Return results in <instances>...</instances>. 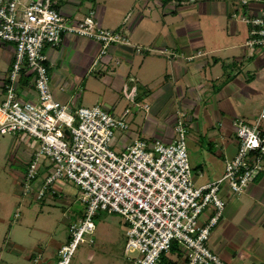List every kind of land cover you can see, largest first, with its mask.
Here are the masks:
<instances>
[{"label": "built area", "instance_id": "built-area-1", "mask_svg": "<svg viewBox=\"0 0 264 264\" xmlns=\"http://www.w3.org/2000/svg\"><path fill=\"white\" fill-rule=\"evenodd\" d=\"M241 5V21L249 28L246 48L264 50V0H241ZM67 36L101 45L91 71L111 46L129 43L127 34L104 28L94 10L79 21L68 22L53 0H0V44L14 46V63L0 105V135L24 134L39 141L27 164L25 193L40 176L41 159H50L53 167L37 192L38 200L47 193L54 195L58 181L68 180L81 189L83 217L70 225L57 264H72L81 244H95V218L102 211L120 215L129 224L125 249L138 253L136 264H157L177 245L184 264H227L208 243L227 205L222 188L239 195L264 173V114L250 123L236 122L235 157L226 160L222 178L197 187L187 149L188 127L182 119L175 128L177 139L169 144L136 139L115 152L116 132L129 130L125 120L129 109L117 116L102 105L73 110L55 99L45 48L59 46ZM24 67L34 74L36 101L20 99L17 84ZM124 96L136 103L133 90L125 88Z\"/></svg>", "mask_w": 264, "mask_h": 264}, {"label": "crops", "instance_id": "crops-1", "mask_svg": "<svg viewBox=\"0 0 264 264\" xmlns=\"http://www.w3.org/2000/svg\"><path fill=\"white\" fill-rule=\"evenodd\" d=\"M82 1L65 0L62 5L71 16V22L79 21L90 11L95 10L97 20L104 28L121 31L129 24L127 27L131 30L129 33L141 30L144 14L139 13L136 16H140L132 20L133 14L128 13L129 7L116 9L113 6L114 3L122 6L131 0H87L89 3L84 7ZM90 1L94 2L95 7L90 5ZM98 1L100 6L97 7ZM53 2L58 9L63 1ZM141 5L146 7L144 3ZM160 5L166 9L163 29L176 25L178 18L175 14L178 9H168V4ZM198 8L200 11V4ZM169 14L171 16L168 17ZM203 14L207 18V21L203 22V27L201 24L195 26L190 23L185 26L191 29L192 33L193 27H200L208 35L209 27L206 24L213 17L209 21L213 29L210 30L211 37L208 43L198 34L189 37L186 29H183L186 32L183 33L182 29L176 26L179 35L177 38L167 35L159 42L158 47L150 46L153 51L151 48L145 51L141 47L145 38L132 39L129 33H125L129 43L111 46L103 57L104 60L102 59V65L94 71H91L92 65L101 51V45L94 40L67 36L59 46L45 48L49 58L47 66L51 91L56 100L69 105L73 110L102 105L114 115L122 116L129 108L128 103H132L125 98L124 89L134 91L135 102L142 92L141 96L145 94L150 101L151 109L144 118L146 121L140 126L141 136L155 137L169 144L173 139L175 121V115L170 114L172 105L175 104V100L186 105L191 112L189 121L194 132L190 135L193 140H198L196 145L205 154L197 163L195 184L199 183L200 186L222 178L226 160L235 157L239 145L236 122L244 120L250 123L264 114V50L247 49L245 42L239 43L240 35H237L234 25L231 35L225 25H219L217 17L229 14L227 4L205 2ZM167 19L170 20V24ZM245 39L247 40L246 36ZM176 40H180L179 44ZM229 40L234 41L232 46L229 45ZM137 47H141L142 51L138 52ZM200 49H205L211 54V62L202 59L198 63H195L196 59L190 62L184 60L186 54H189L188 58H192L193 52ZM236 49L239 50L232 53ZM162 51H171L175 60L165 58ZM222 51L227 52L224 59L229 60L228 67L221 62ZM217 54L220 57L217 58ZM13 63L14 46L0 44V105L5 100V85L9 82ZM33 78L34 74L24 67L17 90L19 96L24 94L28 100L36 101ZM135 138L136 134L133 132L128 135L119 134L117 145L124 149ZM204 139L208 140V145L212 144L210 148L215 145L214 147L219 149L216 155L203 146ZM34 149L35 147L27 150L29 157L24 162L26 166ZM49 170L41 167V185ZM53 189L56 193L54 195L49 193L53 197L59 195L63 197L64 194L76 195L60 181L54 184ZM221 194L227 205L218 226L211 233V240L208 243L210 249L227 264H264V173L259 174L242 194H233L227 187L222 188ZM83 212H80L82 216ZM210 213L209 210L203 215L200 218L201 222H205ZM53 243L57 254L63 244ZM33 259L37 264L44 260L42 256ZM178 261L184 264L183 257Z\"/></svg>", "mask_w": 264, "mask_h": 264}, {"label": "rangeland", "instance_id": "rangeland-1", "mask_svg": "<svg viewBox=\"0 0 264 264\" xmlns=\"http://www.w3.org/2000/svg\"><path fill=\"white\" fill-rule=\"evenodd\" d=\"M62 1L63 2L59 5L60 9L58 8V10L68 22H71V16L62 8L65 0ZM82 2V7L89 3L87 0H83ZM90 2V5L95 7L94 2ZM165 2L166 0H131L129 3L122 6L116 3L113 5L116 9H124L125 6L127 8L129 7L128 13L131 12V14H133V17L131 18L132 20L140 16H136L137 14H144L145 18L140 26L141 30L129 33L131 30L130 28H127L129 26V24H127V26L122 28L123 30L121 31L123 33H129L132 39L137 37L145 38V40L142 41L143 44H141V47L145 51H148V49L151 48L150 46H153V48L158 47L159 42L167 35H173L177 38L179 35L176 32V26L182 29L183 33L185 32L183 29H186L189 33V37L192 34L194 36L198 34L202 40L208 43V40L211 37L210 30L212 31L213 29V25H211L209 21L212 20L213 17H211L206 24L209 27L207 32L208 35H206L204 29L200 27H193L194 32L192 33V30L185 26V24L190 23L195 26L201 24V27H203L204 20L207 21V18H205L203 14L205 2H211L212 4L213 2L215 4L222 2L227 4L229 14L225 17H217L219 18V25H225L228 28L230 35L232 25H234L237 29V35H240L239 43H246L245 36L246 38L248 37L249 28L241 21V0L167 1L166 4H168V9H178L177 14H175L178 18V23L173 26H167L163 29L162 24L166 16L164 15L166 14V9L160 4H165ZM96 3L97 7L100 6L98 5L99 1ZM141 3H144L146 7H142ZM199 4L201 5L200 11L198 8ZM234 15H236V17H234ZM169 16L171 15L169 14L168 17ZM166 21L170 24L169 19ZM205 36L208 38L207 40ZM179 41L180 40L177 41L178 44ZM229 42V45L231 46L234 44L233 40H229ZM144 46H146V48ZM141 47L137 48L142 49ZM238 50L236 49L232 51V53L237 52ZM151 51H153L152 48ZM199 51L202 53L200 56H198ZM206 51L207 50L205 49H200L197 52L194 51L192 58H188L189 54H186L184 60L190 62L191 60L196 59L195 63H198L201 61L200 59H202L211 62V54ZM171 53V51H162L165 58L173 61L175 59H173ZM220 54L222 57L221 59H223L221 62H223L225 67H228L229 60L226 61L224 59L227 52L222 51ZM216 56L218 58L219 54ZM102 61L96 69L102 65ZM185 70H187V68ZM170 83L171 82H169V84ZM140 89H144V87H140ZM141 93L140 96L137 97L136 104L128 103L129 114L125 120L129 124V130L127 132H116L112 144V149L115 152H121L124 150L117 145L119 134L123 135L126 133L128 135L133 132L136 134L134 141L136 139H142L148 143H153L157 140L155 137L141 136L142 130H140V126L146 121L144 118L147 117V112H150L151 109L149 104L150 101L146 98L145 94L141 96ZM20 99L26 101L29 98L27 95L20 94ZM146 104L149 106L148 110L144 108V105ZM183 105V103L181 104L179 101L176 102V100L175 104L172 105L173 107L170 114L173 113L175 115L172 141L178 137L175 128L182 119L183 123L188 127L186 142L192 169V178L195 183L198 167L197 163L205 156V154H203V150L201 151L196 145L198 140H193L191 137V135L194 134L189 121L191 112L186 105ZM236 137L238 139L237 127ZM203 142V146L206 149L209 148V152L214 155L218 153L219 149L214 147L215 145L210 148L212 144L208 145V140L204 139ZM38 146V140L27 138L24 134L0 135V264H37L33 258L40 256H42L44 260L38 264H57L59 257L58 253L56 254L57 250H55L53 242L65 244L69 237L70 225L79 221L83 217L82 214H80V212L82 213L84 211L80 202L81 189L68 180H62L60 182L64 183L67 188L73 190L76 193L75 196L64 194L62 195L63 197H61V195H59V197H53L47 193L43 200H38L37 192L42 186L40 176L30 184V192L25 193V175L27 174V166L24 162L27 160V157H29L27 150L35 147L32 155L33 157ZM42 166H44L46 170H49L53 167V162L50 159H41L40 167ZM196 186L199 187V183ZM33 191L35 193H33ZM17 215H19V217H17ZM95 224L97 226L95 235L93 236L95 244H81L75 253L72 264H136L138 253L126 252L125 249L127 243L126 234L130 226L122 216L117 214L110 215L107 212L102 211L97 214ZM210 240L211 239H209V242ZM47 256L50 257L47 258ZM179 259L181 258H178L176 255L168 254L167 259L161 261L159 264H170L169 260H173L177 262V264H180L178 261Z\"/></svg>", "mask_w": 264, "mask_h": 264}, {"label": "trees", "instance_id": "trees-1", "mask_svg": "<svg viewBox=\"0 0 264 264\" xmlns=\"http://www.w3.org/2000/svg\"><path fill=\"white\" fill-rule=\"evenodd\" d=\"M167 1H171V0H166V2ZM166 2H165V4H166ZM171 254L176 255L178 258L184 257L183 251L178 245L174 246V248L171 251ZM165 259H167V255H163L157 264L161 263V261H164ZM169 261H170L169 262L170 264H177V262H174L172 260H169Z\"/></svg>", "mask_w": 264, "mask_h": 264}, {"label": "water", "instance_id": "water-1", "mask_svg": "<svg viewBox=\"0 0 264 264\" xmlns=\"http://www.w3.org/2000/svg\"><path fill=\"white\" fill-rule=\"evenodd\" d=\"M68 134V132H66Z\"/></svg>", "mask_w": 264, "mask_h": 264}]
</instances>
